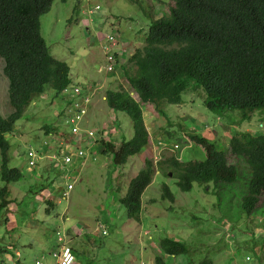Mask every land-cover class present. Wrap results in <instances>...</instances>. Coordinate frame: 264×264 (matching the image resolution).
Here are the masks:
<instances>
[{"label":"rangeland","instance_id":"rangeland-1","mask_svg":"<svg viewBox=\"0 0 264 264\" xmlns=\"http://www.w3.org/2000/svg\"><path fill=\"white\" fill-rule=\"evenodd\" d=\"M96 4L99 10L94 9ZM172 6V0H54L51 10L41 16L42 36L51 54L70 66L72 84L65 94H56L46 86L14 130L6 134L10 143L9 165L22 168L24 174L23 180L10 185L11 203L0 213V245L7 261L11 256L13 260L18 258L19 264H35L44 256V264H54L55 233L61 229L67 233L77 264H155L157 255L168 264H264V212L249 216L241 208L249 179V168L243 160L239 163L240 181L227 186L220 196L214 194L213 184L206 189L194 183L190 191L183 192L173 174L165 176L155 169L153 181L142 195L139 221L130 218L119 201L146 159L153 161L154 168L162 154L181 160H205V152L189 144V135L205 136L225 151L235 134H264V111H257L251 120L243 122L238 110L218 115L204 105V90L191 87L182 95V104L166 105L169 118H155L149 114L151 106L142 105L154 142L167 146L157 144L155 152H140L125 165H114L111 154L102 152V140L97 138L84 165L69 166L67 171L55 162L54 157L60 158L66 141L78 142L71 137V126L65 122L75 84L89 87L93 96L82 128L93 130L98 137L101 130L111 129L109 141L116 147H120L122 138L132 137L128 114L113 111L102 100L108 89L121 85L139 100L120 68L107 72V36L118 39L119 45L111 47L113 51L118 47L122 51L129 44L125 53L129 57L134 47H143L152 19L168 17ZM3 66L0 57V112L7 116L10 106ZM100 105L102 111H98ZM30 149L41 156L33 168L27 162ZM65 175L71 179H65ZM67 182H73L74 189L68 199H63ZM164 183L172 191L174 201L162 196ZM164 238L187 244L192 253L167 255L159 245Z\"/></svg>","mask_w":264,"mask_h":264},{"label":"trees","instance_id":"trees-1","mask_svg":"<svg viewBox=\"0 0 264 264\" xmlns=\"http://www.w3.org/2000/svg\"><path fill=\"white\" fill-rule=\"evenodd\" d=\"M172 1L170 15L152 19L143 47H134L120 65L139 100L122 85L105 92L107 105L115 112H126L133 127L132 137L122 138L120 147L101 139L102 152L111 154L114 165H125L151 141L142 105L151 106L149 114L155 118H169L166 105L182 104V95L191 87L204 90V105L218 115L238 110L243 122L264 111V0ZM53 3L0 0V57L10 106L7 116L0 112V179L4 183L0 188V213L11 203L10 185L24 179L22 168L9 165L6 134L14 130L46 86L61 94L72 84L70 66L51 54L41 33V16ZM115 125L120 129L117 122ZM187 140L205 152V160H181L162 154L154 168L153 161L146 159L119 200L130 218L140 220L142 195L152 183L155 169L165 176L173 174L183 192L190 191L194 183L206 189L213 184L214 194L220 196L227 186L240 181L242 160L249 168V179L241 208L249 216L264 212V134H235L225 151L205 136L193 134ZM162 196L174 201L166 183ZM261 223L264 230V218ZM159 245L170 256L192 253L187 244L172 238L160 240ZM5 253L0 245V264H5ZM154 261L168 264L160 255Z\"/></svg>","mask_w":264,"mask_h":264},{"label":"built area","instance_id":"built-area-1","mask_svg":"<svg viewBox=\"0 0 264 264\" xmlns=\"http://www.w3.org/2000/svg\"><path fill=\"white\" fill-rule=\"evenodd\" d=\"M94 9L99 10L100 6L96 4L94 6ZM107 41L110 44V46L109 45L105 46L106 61L108 63L106 70L107 72H114L118 68H120L119 63L120 62L123 63V61H125L124 59L126 56L125 53H127L128 50L127 46H129V44L128 45L126 44L124 47H122L124 48L122 51H118V48L120 47H118L117 50L113 51L111 50V47L119 45L118 39L116 38V36L109 35L107 36ZM69 90H70V86L64 89L61 94H65ZM71 90H72V94L68 101V107L66 109L67 118L65 122L69 126H71V137L77 138L78 142L71 144L66 141L65 145L62 146L61 149L62 153L61 152L59 153L60 158L58 159L56 158V156L54 157L56 159L55 162L59 166L66 167L67 171L70 169V167L73 166L78 167L76 166L77 163L76 159L80 160L81 165H84L88 155L87 153L88 148L84 147L83 143L92 144L94 141H96L97 138L104 139V137L108 138L106 140H109L108 136H110V131H111V129L109 128L105 130H101L100 137H98L93 130L81 127L83 122H85L90 110V106L93 100L92 92L89 89V87L88 88H86L85 86L82 87L79 84L73 85ZM103 99L105 100V96L103 97ZM112 129L115 130L116 127L114 126ZM175 148H178V146L176 145ZM39 154L40 153L38 151H33L32 149L28 151L27 162L30 168L37 166L41 158ZM66 177L67 176L65 175L64 178L66 179ZM67 179L70 180L71 178L69 179V177H67ZM73 189H74V183L67 182L65 188L62 190V194H61L62 198L68 199L69 194ZM55 234L57 238V246L52 252V258L54 260V264H77L78 263L77 256L74 253L73 248L69 244L70 242L68 241V236L66 231L58 229ZM9 258L10 260L8 261L5 258V264H19L18 258L14 260L13 257L11 256ZM44 258L45 257L42 256L41 259L35 261V264H44V262L42 261Z\"/></svg>","mask_w":264,"mask_h":264},{"label":"crops","instance_id":"crops-1","mask_svg":"<svg viewBox=\"0 0 264 264\" xmlns=\"http://www.w3.org/2000/svg\"><path fill=\"white\" fill-rule=\"evenodd\" d=\"M99 67V65H97V68ZM104 97V96H103ZM103 97H102V100L103 101H105L104 99H103ZM96 106V105H95ZM101 105L99 106V110L98 111H102L101 110ZM92 110V109H91ZM89 113H90V111H89ZM89 113H88V115H89ZM144 118H145V114H144ZM91 120H92V118H91ZM95 120H98V119H95ZM116 120V119H115ZM111 122V121H110ZM145 123H146V118H145ZM146 125H147V123H146ZM147 128H149L148 127V125H147ZM152 134V133H151ZM155 140H154V138H153V134H152V137H151V141H150V143H149V145L147 146V148H145L141 153H145V154H148V150H153L154 152L158 149V145H162V146H167V144L166 143H163V142H161V141H158V142H154ZM95 144V141L91 144H89V143H87V148H88V150L89 149H92V148H94V145ZM121 144V143H120ZM158 144V145H157ZM151 145V147H149ZM87 153H88V151H87ZM89 155V154H88ZM88 155H87V158H88ZM146 155H144V159H146L147 158V156L145 157ZM77 160V164H78V167H80V166H82L81 165V162H80V160H78V159H76ZM87 160V159H86ZM86 162V161H85ZM78 167H76V168H78ZM74 168H75V166H74Z\"/></svg>","mask_w":264,"mask_h":264}]
</instances>
